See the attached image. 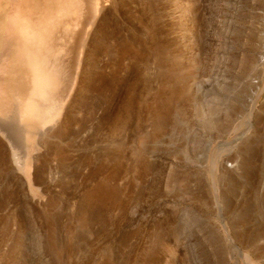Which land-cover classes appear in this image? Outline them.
Returning a JSON list of instances; mask_svg holds the SVG:
<instances>
[{"label":"rangeland","instance_id":"obj_1","mask_svg":"<svg viewBox=\"0 0 264 264\" xmlns=\"http://www.w3.org/2000/svg\"><path fill=\"white\" fill-rule=\"evenodd\" d=\"M69 1L0 0L54 74L0 134V264H264V0Z\"/></svg>","mask_w":264,"mask_h":264},{"label":"crops","instance_id":"obj_2","mask_svg":"<svg viewBox=\"0 0 264 264\" xmlns=\"http://www.w3.org/2000/svg\"><path fill=\"white\" fill-rule=\"evenodd\" d=\"M9 9L0 8V123L7 127L10 136L11 127L17 122L14 115L27 129L32 128L33 108L27 98L34 96L35 88L42 91L46 75L54 74L49 69L47 27L34 29L27 23L28 15L21 6ZM44 89L48 90L47 85Z\"/></svg>","mask_w":264,"mask_h":264},{"label":"bare ground","instance_id":"obj_3","mask_svg":"<svg viewBox=\"0 0 264 264\" xmlns=\"http://www.w3.org/2000/svg\"><path fill=\"white\" fill-rule=\"evenodd\" d=\"M4 1V0H3ZM38 1V0H37ZM16 2V1H15ZM18 2V1H17ZM21 2V1H20ZM8 4V3H7ZM15 4V3H14ZM62 4H64V3H62ZM69 6H71V9L72 10H74V9H76L77 8V6H78V0H70L69 1ZM1 5H2V3H1ZM13 5V4H12ZM16 5V4H15ZM4 7V6H3ZM61 7V6H60ZM65 7H66V5H65ZM2 8V7H1ZM5 8V7H4ZM3 9V8H2ZM10 10V9H9ZM12 10V9H11ZM15 11V10H14ZM65 11H67V10H65ZM12 12V11H11ZM58 12V11H57ZM61 12V11H60ZM17 13V12H16ZM20 13V12H19ZM12 14V13H11ZM59 14V13H58ZM67 14V13H66ZM23 15V14H22ZM21 15V16H22ZM61 15V14H60ZM14 16V15H13ZM17 16V15H16ZM46 17V16H45ZM58 17V16H57ZM61 17V16H60ZM15 18V17H14ZM56 18V17H55ZM61 18H63V17H61ZM16 19V18H15ZM24 19H26V18H24ZM43 20V19H42ZM16 21H17V19H16ZM24 21V20H23ZM67 21V20H66ZM72 21V20H71ZM38 22H39V20H38ZM48 22V21H47ZM28 23V22H27ZM59 23V22H58ZM77 23V22H76ZM80 23V22H79ZM50 24V23H49ZM28 30V29H27ZM50 32V31H49ZM32 35V34H31ZM28 39V38H27ZM30 39V38H29ZM88 40V39H87ZM10 42V41H9ZM37 52V51H36ZM29 53V52H28ZM13 68H14V66H13ZM260 69H262V68H260ZM30 91V90H29ZM13 95V94H12ZM23 100V99H22ZM48 101V100H47ZM55 107V106H54ZM36 111V110H35ZM53 113V109H50V110H43L42 111V113H40L41 114V118H43V119H47L48 117H49V115L51 116V112ZM36 114V113H35ZM15 120H17V124L19 125L18 126V128H19V131H18V138L20 139V141L21 142H24V139L26 138V135L29 133L28 132V129H27V127L25 126V124L23 125V124H21V122L19 121V119L16 117V115H14V117H13ZM17 118V119H16ZM56 119V118H55ZM33 120V119H32ZM0 134L1 135H3L6 139H7V142H9V144L11 143L10 142V138H9V133H8V130L6 129V128H4L3 126L1 127V125H0ZM10 148H12V149H14V147L13 146H10ZM12 151V150H11ZM14 151H16V149L14 150ZM12 153V152H11ZM13 157H14V159H17V157L15 156V154H13ZM20 160V159H19ZM19 160H18V162H19ZM15 163H16V161H15ZM17 165V164H16ZM18 166V165H17Z\"/></svg>","mask_w":264,"mask_h":264}]
</instances>
